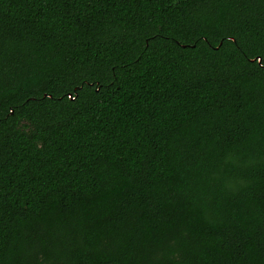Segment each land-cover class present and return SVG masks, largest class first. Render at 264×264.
Returning a JSON list of instances; mask_svg holds the SVG:
<instances>
[{"label": "trees", "instance_id": "obj_1", "mask_svg": "<svg viewBox=\"0 0 264 264\" xmlns=\"http://www.w3.org/2000/svg\"><path fill=\"white\" fill-rule=\"evenodd\" d=\"M0 264H264V0H0Z\"/></svg>", "mask_w": 264, "mask_h": 264}]
</instances>
